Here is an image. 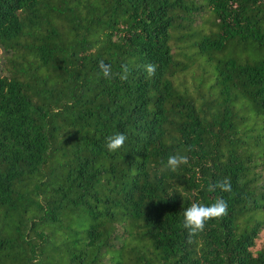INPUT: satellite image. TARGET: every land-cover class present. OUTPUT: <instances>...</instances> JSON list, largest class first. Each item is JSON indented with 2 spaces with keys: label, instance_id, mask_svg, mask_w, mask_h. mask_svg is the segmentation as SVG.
I'll return each instance as SVG.
<instances>
[{
  "label": "trees",
  "instance_id": "1",
  "mask_svg": "<svg viewBox=\"0 0 264 264\" xmlns=\"http://www.w3.org/2000/svg\"><path fill=\"white\" fill-rule=\"evenodd\" d=\"M0 264H264V0H0Z\"/></svg>",
  "mask_w": 264,
  "mask_h": 264
},
{
  "label": "clouds",
  "instance_id": "2",
  "mask_svg": "<svg viewBox=\"0 0 264 264\" xmlns=\"http://www.w3.org/2000/svg\"><path fill=\"white\" fill-rule=\"evenodd\" d=\"M100 72L103 77L111 78L112 68L111 65L105 64L103 61H100L98 64ZM123 75H121V80L127 79V74L129 72L128 65H122ZM144 71L149 77L154 76L157 65L152 63H147L142 66ZM127 137L123 133H117L106 137V148L109 152H115L118 149L124 146ZM188 163L187 156L183 155H170L167 158L165 167L169 170L175 171L181 165ZM218 188L221 192H232L231 180L228 177L223 178L218 181L213 188L209 190H215ZM228 205L227 202L223 199H217L215 202L210 205H205L202 203H192L190 207L186 208L183 212V224L182 227L187 230L188 236L191 237L199 232H202L205 228L206 222L212 219L222 218L228 214L227 212Z\"/></svg>",
  "mask_w": 264,
  "mask_h": 264
}]
</instances>
